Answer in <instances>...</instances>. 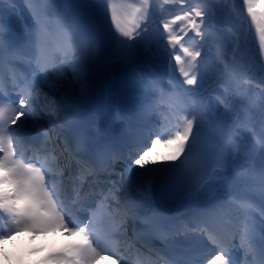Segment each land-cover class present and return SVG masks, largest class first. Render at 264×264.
<instances>
[{
  "label": "snow or ice",
  "instance_id": "snow-or-ice-1",
  "mask_svg": "<svg viewBox=\"0 0 264 264\" xmlns=\"http://www.w3.org/2000/svg\"><path fill=\"white\" fill-rule=\"evenodd\" d=\"M25 5L13 34L15 0H0V245L59 231L77 239L48 264H204L209 247L208 264H264V0H159L153 42L186 57L167 93L134 72L153 0ZM116 68L131 87L100 124L87 86ZM37 113L56 119L45 130ZM156 184L164 204L133 197Z\"/></svg>",
  "mask_w": 264,
  "mask_h": 264
},
{
  "label": "rangeland",
  "instance_id": "rangeland-1",
  "mask_svg": "<svg viewBox=\"0 0 264 264\" xmlns=\"http://www.w3.org/2000/svg\"><path fill=\"white\" fill-rule=\"evenodd\" d=\"M117 2H119V0H117ZM128 2L135 3L137 5L140 3L139 0H128ZM153 2L156 3V0H153ZM174 11H175L174 9H171V11L169 13H167V14H165L163 16V19H167V20L174 19V16L172 14ZM159 12H160V9H159L158 4H157V6L153 9V13L154 14H153V17L151 19V22L148 24V28H149L148 35L145 36V38L143 40L138 42L137 47L139 48V51H140L141 54H140L139 58L136 60V62H135L134 72L136 74L144 77V78H156L159 81L165 82V84L167 86L163 87V88H164L165 92L167 93L168 90L171 89L173 87V85L177 82V80L182 82L183 79H184V77L181 75V73L179 71V68L176 66V60L174 58L175 55H177V54L180 55L182 57V59L186 58V57H185L183 51H181L179 45H177L176 51L173 52L172 55H168L163 50V45L166 43V40L161 42L159 45H157V43L153 42L152 37L158 32H160V33L163 32V26L160 23L162 17H161V14L158 15ZM107 23H108L109 26H111L110 17H109ZM176 23L179 24V22H176ZM173 27H176V25H173ZM217 28H218V30L222 29L224 31L225 35L227 34V25L225 26V25L218 24ZM112 32L115 34V29L114 28L112 29ZM192 36H194V33H192L189 30V36L185 37V41H186L185 47H189V45H190V37H192ZM209 43L211 44L212 41L210 40ZM168 51L172 52V49L169 48ZM256 51L258 52V50H256ZM157 52L158 53L164 52L163 54H165L167 56V58H168V61H169L168 64L174 65L175 69H177L178 71L174 72L173 70H169V68H167L168 65H166V68L163 71L155 72L153 70V61L158 56L156 54ZM111 72H112V75H113V73H119V74L124 75L125 78H126L125 83L123 85H119L118 87L121 88V87H124L127 84L131 83L130 75L128 73H126L125 71H123L122 69L116 68V69H113ZM111 72L106 73L105 77L106 78H110L111 81H113ZM155 73H158V74H155ZM175 73H177V76H175ZM114 87H116V86H114ZM185 87H189V86L185 85ZM51 90H53V89H51ZM42 93H43L44 96H48L50 99H52V96L50 95V91L43 89ZM202 93H203V88H200V89L196 90V93H194V95H199V94H202ZM112 99H113V97H112ZM115 99L117 100V97L114 98V100ZM113 105L106 106V107L107 108H113ZM41 115L45 116V115H50V114H48V113H43L42 114L41 113ZM157 152H159L160 154H164V153L167 152V149L164 147L163 144H160L159 146L157 145ZM151 159H156L155 154H153ZM205 263L206 262H204V264Z\"/></svg>",
  "mask_w": 264,
  "mask_h": 264
},
{
  "label": "bare ground",
  "instance_id": "bare-ground-1",
  "mask_svg": "<svg viewBox=\"0 0 264 264\" xmlns=\"http://www.w3.org/2000/svg\"><path fill=\"white\" fill-rule=\"evenodd\" d=\"M16 9H19V10H21V11H25V12L27 13L28 18H29V12H28L27 7H26V5H25V0H16ZM90 85H91V84H90ZM161 85H162V86H165L166 84H165L163 81H161ZM130 87H131V84H128V88H124V87L117 88V89H116V92L114 93V94H115V97H117L119 94L125 93ZM89 88H91V86H87V96L89 95V93H88ZM161 90H162V88H161ZM86 104H87V103H86ZM97 104H98V101H97ZM97 104H96V107H97ZM103 111H104V115L106 116L105 111H107V108H106V107H103ZM92 113L94 114V116L97 117V114H96L97 112H96L95 110H93ZM149 146H150V143H149ZM158 146H159V145H158ZM191 194H192V193H190V192H186L185 195H191ZM177 237H178V236H177ZM178 239H179L180 241H183L184 237H183V238L178 237ZM210 259H211V256H209V257L207 258V260H210ZM37 264H48V262H47L46 259H45V260H43V261H38Z\"/></svg>",
  "mask_w": 264,
  "mask_h": 264
},
{
  "label": "water",
  "instance_id": "water-1",
  "mask_svg": "<svg viewBox=\"0 0 264 264\" xmlns=\"http://www.w3.org/2000/svg\"><path fill=\"white\" fill-rule=\"evenodd\" d=\"M164 62H165V58H163V57L162 58H159L158 61H157V65L156 66L158 68L162 69L163 66H164Z\"/></svg>",
  "mask_w": 264,
  "mask_h": 264
},
{
  "label": "trees",
  "instance_id": "trees-1",
  "mask_svg": "<svg viewBox=\"0 0 264 264\" xmlns=\"http://www.w3.org/2000/svg\"><path fill=\"white\" fill-rule=\"evenodd\" d=\"M228 27V26H227Z\"/></svg>",
  "mask_w": 264,
  "mask_h": 264
}]
</instances>
